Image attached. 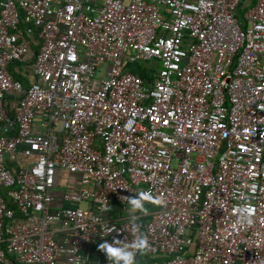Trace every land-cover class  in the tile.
I'll list each match as a JSON object with an SVG mask.
<instances>
[{"label":"built area","instance_id":"1","mask_svg":"<svg viewBox=\"0 0 264 264\" xmlns=\"http://www.w3.org/2000/svg\"><path fill=\"white\" fill-rule=\"evenodd\" d=\"M105 243L264 264V0H0V264Z\"/></svg>","mask_w":264,"mask_h":264},{"label":"clouds","instance_id":"2","mask_svg":"<svg viewBox=\"0 0 264 264\" xmlns=\"http://www.w3.org/2000/svg\"><path fill=\"white\" fill-rule=\"evenodd\" d=\"M130 203L133 210L143 209L142 200L139 198H130ZM146 245V238L141 236L134 244V247L142 249ZM100 247L105 250L110 257H115L117 260H122L123 264H134V253L132 251H126L125 248H114L107 243L101 245Z\"/></svg>","mask_w":264,"mask_h":264},{"label":"crops","instance_id":"3","mask_svg":"<svg viewBox=\"0 0 264 264\" xmlns=\"http://www.w3.org/2000/svg\"><path fill=\"white\" fill-rule=\"evenodd\" d=\"M15 74L17 72L13 71ZM18 74V73H17ZM22 79H24L26 81V83L28 84L29 81L32 79V78H29V79H25L21 74H18ZM23 81V80H22ZM25 84V85H27ZM65 178H63L62 180H60L58 182V185L59 186H62V188H67V186H74L72 189H76L78 187V184H79V177L78 176H74V175H67V176H64ZM64 179H66L67 181H64ZM66 183H68V185H66ZM60 194L57 195L58 198H60ZM58 204H61V201L58 202ZM135 264H142L140 263L139 261H135L134 262ZM118 264H123V261L122 260H119Z\"/></svg>","mask_w":264,"mask_h":264},{"label":"rangeland","instance_id":"4","mask_svg":"<svg viewBox=\"0 0 264 264\" xmlns=\"http://www.w3.org/2000/svg\"><path fill=\"white\" fill-rule=\"evenodd\" d=\"M136 65L138 66L139 70H144V71H147V72H149L150 70H153V69L157 70V69L160 68V64L156 60H152L151 62H146V61L140 60V61L137 62ZM35 128H36V126H35ZM176 165H177V163H176V161H174L173 162V167H176ZM88 206L89 205L87 203H84V202L81 203V208H83V209H87ZM146 208L147 209H151V200H149L147 202V207Z\"/></svg>","mask_w":264,"mask_h":264},{"label":"trees","instance_id":"5","mask_svg":"<svg viewBox=\"0 0 264 264\" xmlns=\"http://www.w3.org/2000/svg\"><path fill=\"white\" fill-rule=\"evenodd\" d=\"M38 49H39L38 46L33 45V53H32V55H31L32 59L34 58L35 53H37ZM31 50H32V49H31ZM13 71H14V70H13ZM13 73H14V72H13ZM14 75H15L18 79L23 80V83H24V84H27L26 81H25L24 79H22L17 73H16V74L14 73ZM3 195H4V197H5V201H6L7 205H8L10 208H14V209H15V205H14V203L9 199V197H8V195H7V190H3ZM150 261H151L150 257L146 256L144 259H142V264H147V263H149Z\"/></svg>","mask_w":264,"mask_h":264}]
</instances>
